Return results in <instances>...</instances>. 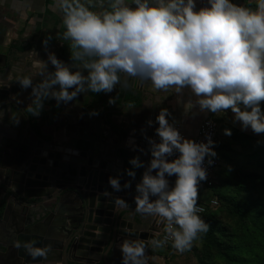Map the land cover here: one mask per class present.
<instances>
[{"label":"clouds","instance_id":"1","mask_svg":"<svg viewBox=\"0 0 264 264\" xmlns=\"http://www.w3.org/2000/svg\"><path fill=\"white\" fill-rule=\"evenodd\" d=\"M255 2L252 8L237 0H207L197 8L196 0H110V9L96 11L84 0H56L72 62L49 52L38 83L31 76L17 80L32 87L33 104L39 98L41 109L49 97L68 102L80 93L111 92L121 82L120 73H127L150 79L156 88L174 85L180 92L190 87L200 111L220 114L230 109L242 130L264 133V0ZM168 117V109L156 117L160 139L150 138L151 160L136 185L135 211L166 225L168 237L153 239L154 246L171 238L183 252L210 228L199 215L198 186L207 179L206 158L212 164L217 153L210 135L200 141L185 137ZM231 131L224 129L226 135ZM130 163L142 167L144 162L136 156ZM127 171L135 176L133 168ZM171 176L176 177L174 184ZM109 183L121 188L117 176L109 177ZM116 204L128 207L122 197ZM15 247L33 258H46L51 250L36 238L17 240ZM145 248L142 239H124L123 264H146Z\"/></svg>","mask_w":264,"mask_h":264},{"label":"water","instance_id":"2","mask_svg":"<svg viewBox=\"0 0 264 264\" xmlns=\"http://www.w3.org/2000/svg\"><path fill=\"white\" fill-rule=\"evenodd\" d=\"M16 51L1 29L0 79L11 71ZM128 82L134 80L129 77ZM12 92L14 87L12 91L0 85V256L7 258L13 249L22 264H123L120 243L126 238L142 239L146 251L155 232L165 225L135 211L136 185L151 160L150 138L160 139L158 124H147L134 134L132 149L121 146V139L112 155L110 151L88 155L76 147H54L51 139L37 134ZM82 102L81 93L60 101L58 116L78 119ZM121 150L129 153L122 156ZM136 156L144 162L142 167L130 163ZM130 168L134 177L128 174ZM111 176L119 177V190L109 183ZM168 179L174 184L176 177ZM117 197L128 207L120 208ZM13 209L16 221L10 222L7 217ZM32 238L51 245L46 258H33L15 247L17 240Z\"/></svg>","mask_w":264,"mask_h":264},{"label":"crops","instance_id":"3","mask_svg":"<svg viewBox=\"0 0 264 264\" xmlns=\"http://www.w3.org/2000/svg\"><path fill=\"white\" fill-rule=\"evenodd\" d=\"M89 7L96 11L110 9V0H84ZM237 2L255 8V0H237ZM56 0H0V30L11 41V46L17 51L12 57L15 60L10 65L11 71L5 79H0L14 92L11 98L26 109L30 117V126L37 134L47 140L51 139L54 147H76L78 151H86L88 155H99L116 150L115 142L118 140L132 149L133 135L139 133L145 125L155 124L156 117L162 109H168L169 122L180 124L185 137L194 138L199 123L211 112L200 111L196 104L197 96L190 87L185 86L177 92L176 86L166 89L156 88L150 79L120 73L121 82L111 92L81 93L83 98L82 110L79 118L69 120L58 116L59 102L52 97L43 101L39 109V98L33 104L34 95L32 87L24 88L17 80L21 77L31 76L33 83L41 79L42 65L48 61V53L55 55L66 63H71V41L62 39L65 28L62 25V11L55 8ZM207 0H196V7H204ZM135 6V5H133ZM47 40L45 45L44 41ZM48 69L54 70L51 62ZM129 77L134 82L129 83ZM58 87V86H57ZM189 102L194 107L189 108ZM39 111V114H33ZM95 113V114H93ZM212 114V113H211ZM217 124V137L214 148L215 156L222 168L248 167L252 163L250 150L246 148L248 140L243 134L251 135V128L242 130L239 122H233V113L229 109L226 113L213 115ZM225 128H231V135L224 133ZM122 151V150H121ZM132 153V150H129ZM129 153V152H126ZM122 151V156L126 154ZM104 156V155H103ZM127 162V161H125ZM123 164V162H122ZM214 173V179L215 174ZM63 177V176H62ZM215 197L211 191L206 198V189L198 188V202H206ZM16 204H14V207ZM7 219L16 221V212L13 209ZM153 248L145 251L146 264H154L155 253ZM14 250L7 253L14 256ZM61 264V263H44Z\"/></svg>","mask_w":264,"mask_h":264},{"label":"trees","instance_id":"4","mask_svg":"<svg viewBox=\"0 0 264 264\" xmlns=\"http://www.w3.org/2000/svg\"><path fill=\"white\" fill-rule=\"evenodd\" d=\"M254 163L217 170L219 185L211 187L217 210L202 216L210 228L198 235L201 264H264V170Z\"/></svg>","mask_w":264,"mask_h":264},{"label":"rangeland","instance_id":"5","mask_svg":"<svg viewBox=\"0 0 264 264\" xmlns=\"http://www.w3.org/2000/svg\"><path fill=\"white\" fill-rule=\"evenodd\" d=\"M262 108H264V102H262ZM252 130V129H250ZM243 138L245 140H248V143L246 145V148L250 150V154H253L252 162L255 163L258 161V168L257 171L264 170L262 163L264 164V133H253L251 135L243 134ZM261 160V161H260ZM254 163V165H255ZM234 169V168H233ZM223 170L222 165L220 169ZM218 172V171H216ZM216 174V173H215ZM219 174V173H218ZM219 185V179L218 175L216 177L215 175V184L214 186ZM212 189H206V198L207 199L211 194ZM254 192V191H253ZM256 195V192H254ZM208 202V201H206ZM206 202H202L205 203ZM215 208H208L204 213H202L200 216L202 217L208 212H212L214 210H217ZM201 236V234L199 235ZM197 237L193 241V245L191 249H186L185 251L181 252L178 249H176L173 245H171L169 250H158L153 249L151 250V253H155L156 259L154 264H201V260H203L202 252L200 251L202 241L201 239H198Z\"/></svg>","mask_w":264,"mask_h":264},{"label":"built area","instance_id":"6","mask_svg":"<svg viewBox=\"0 0 264 264\" xmlns=\"http://www.w3.org/2000/svg\"><path fill=\"white\" fill-rule=\"evenodd\" d=\"M212 113V112H211ZM209 114L206 118H204L198 125V128L196 130V134L194 136V139L197 141L200 140H206L207 137L210 135L211 138L215 141L216 137H217V124L214 120L213 115H217L215 113ZM174 126H176L177 128H179V130L181 131V133L185 136L184 132L181 130L180 124L175 123ZM178 155V153L174 154ZM173 157H169L174 158ZM214 163L212 164H208L207 162V158L205 160V166L207 167V171H208V175H207V179L203 180L200 182L198 188H204V189H209L211 188L214 184H215V179H214V173L216 168L219 165L218 159L216 157L213 158ZM198 203V208L200 209L199 215H201L202 213H204L206 211V209L208 208H215L218 206V200L216 199V197L210 198L208 200V202L202 203V202H197ZM165 227L166 225H164V227L160 228L157 232H155L156 236L154 239H161L164 240L166 237H168V233L165 231ZM172 242L171 238H167L166 243L163 244V246H154L151 242L149 243V248H153V249H164L168 246V244H170Z\"/></svg>","mask_w":264,"mask_h":264},{"label":"flooded vegetation","instance_id":"7","mask_svg":"<svg viewBox=\"0 0 264 264\" xmlns=\"http://www.w3.org/2000/svg\"><path fill=\"white\" fill-rule=\"evenodd\" d=\"M16 259V255L12 256V254H8L7 258H3L0 256V264H22L20 262H17Z\"/></svg>","mask_w":264,"mask_h":264}]
</instances>
